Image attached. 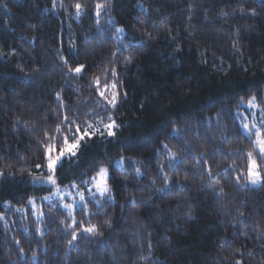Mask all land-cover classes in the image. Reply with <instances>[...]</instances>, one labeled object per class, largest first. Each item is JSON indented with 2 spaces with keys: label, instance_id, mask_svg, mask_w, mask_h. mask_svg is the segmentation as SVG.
I'll list each match as a JSON object with an SVG mask.
<instances>
[{
  "label": "trees",
  "instance_id": "trees-1",
  "mask_svg": "<svg viewBox=\"0 0 264 264\" xmlns=\"http://www.w3.org/2000/svg\"><path fill=\"white\" fill-rule=\"evenodd\" d=\"M251 98L264 0H0V264H264ZM101 166L106 196L30 207L52 191L35 178L83 188Z\"/></svg>",
  "mask_w": 264,
  "mask_h": 264
},
{
  "label": "rangeland",
  "instance_id": "rangeland-1",
  "mask_svg": "<svg viewBox=\"0 0 264 264\" xmlns=\"http://www.w3.org/2000/svg\"><path fill=\"white\" fill-rule=\"evenodd\" d=\"M242 106L243 108L237 112L238 122L241 125L245 133L253 136L256 150L263 158L262 165L264 168V152L261 151V145L259 143V140L261 139L260 131L264 129V108L259 106L257 101L255 99L253 100V98H251L248 102L242 104ZM109 125H112V126L110 128L104 126L102 130H98V131H100L101 133L105 132L107 135H109L108 134L109 132H112L114 134V129L116 128L115 124L111 122L109 123ZM245 125H247V128L245 127ZM88 135H90V133H88ZM112 135H109V136H112ZM85 136L86 135L83 134L80 137H85ZM80 137L78 138L79 139L78 146L80 145V141H81ZM72 143H69V144H72ZM77 148L74 150L75 152ZM49 154L54 155V156L60 155V150H55L52 153H49V150H48L47 158ZM68 155H71V154L65 153V155L62 156L61 159ZM60 160L57 161L56 165L60 162ZM253 160H255L256 162V166H257L256 170L259 171L257 159L254 156L250 157L248 155L246 182L251 185H259L261 183V174H260V179L258 183L253 184L249 180V168L251 167V163ZM47 164H48V161H47ZM113 166L120 170L124 169L123 157L116 158L113 161ZM101 167L107 170V175L103 179L98 175ZM101 167L99 168L98 172L91 178L90 182L87 185H85L83 188L76 185L75 183L67 184V185H58L56 184V182L52 183L49 181L50 182L49 184L52 186V191L47 196L40 199L38 202H35V199H31L30 207L36 212V209H38L42 204L45 205L46 203H58L61 207H63L67 211H70L74 208V206L78 205L86 197L106 196L108 192L101 194L99 188L97 187V185H99L100 187H104L105 183L107 185L108 167L107 166H101ZM46 171H48V173H51V174L54 173V170H50L48 167H46ZM52 177L54 178V176ZM46 180H47L46 176L40 179L35 178L34 184H44L46 183Z\"/></svg>",
  "mask_w": 264,
  "mask_h": 264
},
{
  "label": "snow or ice",
  "instance_id": "snow-or-ice-1",
  "mask_svg": "<svg viewBox=\"0 0 264 264\" xmlns=\"http://www.w3.org/2000/svg\"><path fill=\"white\" fill-rule=\"evenodd\" d=\"M80 7H81L80 4H77V5H76V8H77V9H80ZM97 7H100V6L98 5ZM118 31H122V30H118ZM83 67H84V66L81 65V66H79V67L73 69V71H75V72H77V73H80V72L82 71ZM98 82H99V81H98V78H97V83H98ZM113 87H115V85H113ZM101 95H102V96L104 95L103 92H101ZM254 99H255V98H253V100H254ZM109 103L115 105V104H116V100H115V98H113V100L109 101ZM113 124H114V122H113ZM111 126H112V125H108V126H106V127H109V128H110ZM245 127L247 128V125H245ZM77 131H79L78 128H77ZM108 134H109V135H112L113 133H112V132H109ZM85 135H87V131L85 132ZM258 136H259V134H258ZM82 138H83V137H80V139H82ZM73 140L75 141L74 143H72V144H68V142H67V138H65V146L62 147V148L60 149V155H57V156H54V155H51V154L48 155V164H47V167H48L50 170H54L57 161L60 160L61 157L65 155V153H68V154H71V155H75V151H74V150L78 147L79 139H77V137L74 136V137H73ZM259 143H260V145H261V151L264 152V139H260V140H259ZM54 151H55L54 146L49 148V153H52V152H54ZM251 155H252V154L249 153V156H250V157H251ZM37 167H40V165H37ZM256 167H257V166H256V162H255V160H253L252 163H251V167L249 168V180H250V182L253 183V184L258 183V182H259V179H260V172L256 170ZM137 173L139 174V169L137 170ZM98 175H99L102 179L105 178L106 175H107V170H106L105 168L101 167L100 172L98 173ZM209 175L211 176V173H209ZM47 179H48L50 182L55 183V180H54V178H53L52 176L47 177ZM212 179H215V177H212ZM153 183H154V181H153ZM165 183H167V181H165ZM217 183H218V181H217ZM97 187L99 188L101 194H104V193H107V192L110 191V189L107 187L106 183H105V186H104V187H100L99 185H97ZM220 191L222 192L223 189L221 188ZM69 207H70V206H69ZM240 215L242 216L243 213H240ZM85 231H87V232H95L96 229H95V226H92V227H89V228L85 229ZM73 238L75 239V235H74ZM69 243H71V242H69ZM237 264H240V262L237 261Z\"/></svg>",
  "mask_w": 264,
  "mask_h": 264
}]
</instances>
